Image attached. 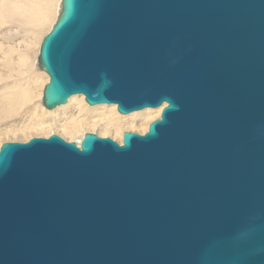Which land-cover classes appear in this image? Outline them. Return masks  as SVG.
<instances>
[{"label":"water","instance_id":"95a60500","mask_svg":"<svg viewBox=\"0 0 264 264\" xmlns=\"http://www.w3.org/2000/svg\"><path fill=\"white\" fill-rule=\"evenodd\" d=\"M42 103L163 107L122 145L0 147V264H264V0H61Z\"/></svg>","mask_w":264,"mask_h":264},{"label":"bare ground","instance_id":"6f19581e","mask_svg":"<svg viewBox=\"0 0 264 264\" xmlns=\"http://www.w3.org/2000/svg\"><path fill=\"white\" fill-rule=\"evenodd\" d=\"M60 4L61 0H0V147L51 135L79 146L87 133L122 145L125 132L144 135L164 106L121 115L115 105L89 106L83 96L73 95L64 105L44 107L49 76L40 70L37 55Z\"/></svg>","mask_w":264,"mask_h":264},{"label":"rangeland","instance_id":"374dc122","mask_svg":"<svg viewBox=\"0 0 264 264\" xmlns=\"http://www.w3.org/2000/svg\"><path fill=\"white\" fill-rule=\"evenodd\" d=\"M45 36V35H44ZM40 47V46H39ZM32 56H34L33 54H32ZM38 56V55H37ZM41 70V69H40ZM42 71V70H41ZM44 72V71H43ZM45 73V72H44Z\"/></svg>","mask_w":264,"mask_h":264}]
</instances>
